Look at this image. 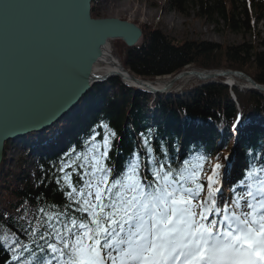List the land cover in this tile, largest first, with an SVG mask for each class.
Returning <instances> with one entry per match:
<instances>
[{
  "label": "snow or ice",
  "instance_id": "6c2138e0",
  "mask_svg": "<svg viewBox=\"0 0 264 264\" xmlns=\"http://www.w3.org/2000/svg\"><path fill=\"white\" fill-rule=\"evenodd\" d=\"M110 144L105 137L83 157L79 167L85 169V182L79 190L64 172L70 204L60 211L39 209L34 227L29 221L31 242L44 253L37 264H264V180L218 207L220 163L208 175L203 158L194 168L185 161L179 169L153 158V179L132 164L112 180V169L104 163ZM73 205L79 216L69 211ZM214 213L223 215L226 227L209 219ZM46 249L55 255L45 262Z\"/></svg>",
  "mask_w": 264,
  "mask_h": 264
},
{
  "label": "trees",
  "instance_id": "16d2710c",
  "mask_svg": "<svg viewBox=\"0 0 264 264\" xmlns=\"http://www.w3.org/2000/svg\"><path fill=\"white\" fill-rule=\"evenodd\" d=\"M169 4L171 8L183 13L187 12V8L190 6L198 8V17L207 18L218 24L221 20L226 28L233 32L243 31L245 34H255L258 23L263 22L264 24V0H170ZM93 14L98 16L95 6ZM144 32L145 38L141 46L131 48L121 42L126 51L125 66L138 75L155 77L174 74L187 65L195 64L205 70L221 68L242 70L257 82L264 84V49L258 50L254 45L246 44L223 48L222 45L215 43L193 42V40L178 45L160 30H153L149 34L145 30ZM223 62H226V65H223ZM114 82L120 85L121 92L114 100L108 102L109 105L104 110L106 120L103 123L107 125L106 133L111 142L108 158L104 161L108 167L113 166L118 133L127 135L130 131L131 139L134 140L133 145L137 144L138 146V141L132 132L137 129L142 131L139 135L141 136L140 142L148 155L147 149L150 147L151 140V134L144 127L140 129V125L147 122L143 115L147 106H140L139 100L144 103L148 102L150 100L148 94L141 93L133 98L131 89L122 85L118 79H115ZM235 92L243 106L245 115L264 112V96L262 94L256 90L242 94L238 88H235ZM252 97L256 98L253 99L255 101L251 100ZM182 98H176L182 106V111L185 112L184 109H188L189 113L196 117H216L228 124L236 117V104L230 95V88L223 83L209 84L204 89H193L190 94H186ZM158 100L159 102L156 104L162 108L164 115L165 111L167 114H176L177 103H171L172 107L176 109L169 106L166 108L165 103H162L165 102V98ZM169 100L166 101V104H170ZM246 100L251 101L252 104L250 105ZM111 133H115V135L112 136ZM145 139L148 141L147 144H145ZM126 142L127 138L121 141L125 148ZM93 144L102 145L103 138L96 141L91 139L82 141L76 146L75 151L41 160L34 182L27 179L26 182H21L11 190L12 195L7 200L0 198V256L3 257L0 264L9 258L10 253L16 247L11 248L4 241L20 235V240L17 237L20 244L30 243L32 246H36L31 242L28 233L32 231L29 221L34 227L37 219L42 215L39 209L44 208L46 212L60 211L64 209L65 205L71 203L66 195L71 189L65 185L64 172L71 175L73 185L78 190L83 187L85 169L80 168L79 165L84 163L83 157L89 155ZM100 151H104V148L101 147ZM78 157L80 159H77ZM151 158H153L152 155ZM67 165H72V167H67ZM69 211L76 216L79 215L75 212V205ZM41 230L43 231V229ZM52 242L55 240L53 239ZM39 243L43 245L44 242L39 241Z\"/></svg>",
  "mask_w": 264,
  "mask_h": 264
},
{
  "label": "water",
  "instance_id": "95a60500",
  "mask_svg": "<svg viewBox=\"0 0 264 264\" xmlns=\"http://www.w3.org/2000/svg\"><path fill=\"white\" fill-rule=\"evenodd\" d=\"M93 1L0 0V171L7 142L53 126L99 79L114 74H95L111 41L133 47L143 40L137 23L94 17ZM186 72L207 79L236 75L264 90L240 71L179 75Z\"/></svg>",
  "mask_w": 264,
  "mask_h": 264
},
{
  "label": "rangeland",
  "instance_id": "374dc122",
  "mask_svg": "<svg viewBox=\"0 0 264 264\" xmlns=\"http://www.w3.org/2000/svg\"><path fill=\"white\" fill-rule=\"evenodd\" d=\"M170 0H97L95 7L97 8L98 17H121L123 19H128L135 23L140 24L148 34L151 31L160 30L166 37L172 39L178 45H183L186 41H197V42H210L218 45H222L223 48L230 46H239L242 44L254 45L258 50L264 49V24L263 22L258 23L257 31L253 33L233 32L226 28L224 22L219 20L218 23H214L207 18H202L197 16L198 8L192 6L187 8V12L183 13L175 8H171L169 4ZM122 41L115 40L111 44V49L117 60L124 63L126 57V51ZM226 65V62H223ZM189 67L195 68L197 70H203V68L198 67L193 64ZM190 68V69H191ZM223 69V68H221ZM189 70V69H185ZM172 75L160 76L169 77ZM159 78V77H158ZM238 89L242 94L252 92L251 89L247 88L244 80L237 79ZM210 81L221 83L226 81V78L216 77L213 80H200L193 79L186 82H177L168 92L184 93L191 90L192 88H202L204 89V83ZM115 90V89H114ZM186 96V95H185ZM155 97H151L153 100ZM166 99V98H165ZM256 99L254 97L251 100ZM249 100H246V102ZM255 101V100H253ZM237 104V103H236ZM251 105L252 102L249 101ZM238 105V104H237ZM232 132V131H231ZM232 136V135H231ZM233 140L234 137H231ZM7 161L5 163V168L11 173L10 177H13L20 172L22 162L20 158H25V151L22 148H15V146L9 144L7 148ZM28 165V164H27ZM25 165V166H27ZM30 169L33 168V162L29 163ZM3 173V175H5ZM34 177H31L33 179ZM203 179V176L201 177ZM5 184L3 179L0 180V191H2V185ZM245 193V191L243 192ZM7 196L3 190V194L0 198Z\"/></svg>",
  "mask_w": 264,
  "mask_h": 264
},
{
  "label": "bare ground",
  "instance_id": "6f19581e",
  "mask_svg": "<svg viewBox=\"0 0 264 264\" xmlns=\"http://www.w3.org/2000/svg\"><path fill=\"white\" fill-rule=\"evenodd\" d=\"M112 42V41H111ZM110 42V44H111ZM110 44L105 48V54L102 57V62L96 65V74H106V73H119L121 75V78L128 84L136 86V87H143L147 89L148 83H141L139 84L137 81H135L132 78V73L127 70L123 69L122 66L119 64V61H116V57L114 56V53L111 49ZM190 71V70H188ZM231 80H237V76L230 75L228 76ZM239 78V77H238ZM193 79H200V80H207V78H199L190 72H186L183 75L176 74L174 76L169 77H159L155 80H147V82L150 83L151 86L155 87V89H169L171 88L175 83L177 82H186ZM162 131V130H161Z\"/></svg>",
  "mask_w": 264,
  "mask_h": 264
}]
</instances>
